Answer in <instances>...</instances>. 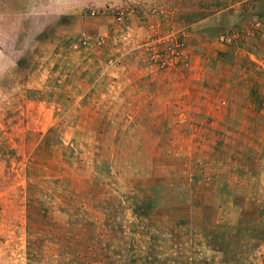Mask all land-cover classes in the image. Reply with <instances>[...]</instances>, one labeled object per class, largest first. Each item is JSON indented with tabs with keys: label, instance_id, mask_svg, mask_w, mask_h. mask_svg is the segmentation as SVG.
I'll return each instance as SVG.
<instances>
[{
	"label": "rangeland",
	"instance_id": "rangeland-1",
	"mask_svg": "<svg viewBox=\"0 0 264 264\" xmlns=\"http://www.w3.org/2000/svg\"><path fill=\"white\" fill-rule=\"evenodd\" d=\"M0 264H264V0H0Z\"/></svg>",
	"mask_w": 264,
	"mask_h": 264
}]
</instances>
